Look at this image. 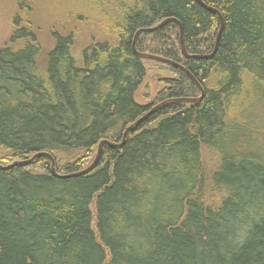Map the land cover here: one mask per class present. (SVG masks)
<instances>
[{"label":"trees","instance_id":"16d2710c","mask_svg":"<svg viewBox=\"0 0 264 264\" xmlns=\"http://www.w3.org/2000/svg\"><path fill=\"white\" fill-rule=\"evenodd\" d=\"M22 1L0 47V264H264V151L233 113L245 75L264 91V0H202L225 23L210 60L184 57L175 23L142 34L137 50L183 65L205 98L161 109L72 179L55 177L46 157L3 167L45 152L59 175L81 172L156 105L200 98L188 75L139 59L133 42L175 18L189 54L210 55L220 19L195 0H91L106 38L77 54V34L53 33L42 62ZM149 64L170 75L145 106L136 96ZM205 147L220 157L212 174Z\"/></svg>","mask_w":264,"mask_h":264},{"label":"rangeland","instance_id":"374dc122","mask_svg":"<svg viewBox=\"0 0 264 264\" xmlns=\"http://www.w3.org/2000/svg\"><path fill=\"white\" fill-rule=\"evenodd\" d=\"M19 1L0 0V47L5 46L13 34ZM90 1L88 0L87 3L82 0L22 1L26 11H30L29 16L26 17L30 18L32 27H35L42 48V62L45 61L47 53L55 44L53 33L72 31L75 35L77 34L75 48L77 54H80L90 44L91 36L98 40L106 38L108 27L104 24L105 20L101 15L103 13ZM148 67L150 69L148 77L136 96L137 102L145 106L155 103L160 91L165 87L159 81V77L170 75L167 70L157 68L153 64H149ZM244 81V88L236 101L233 113L241 118V121H250L256 127V130L251 133V140H254V145L264 151V99L261 96L264 91L263 88L260 90V85L253 82L252 77L245 75ZM203 158L206 173L212 174L219 166V155L205 147Z\"/></svg>","mask_w":264,"mask_h":264},{"label":"water","instance_id":"95a60500","mask_svg":"<svg viewBox=\"0 0 264 264\" xmlns=\"http://www.w3.org/2000/svg\"><path fill=\"white\" fill-rule=\"evenodd\" d=\"M197 3H199L202 7H204L206 10L216 14L219 19H220V31L218 33L217 36V40H216V45H215V49L213 51L212 54L210 55H191L189 54L186 45H185V41H184V29L182 24L175 18H170V19H166L163 22H161L159 25H157L156 27L153 28H148V29H141L140 31L137 32L134 42H133V51L135 53V55L144 61H148V62H154V63H160L163 65H168L171 67H174L176 69H179L181 71H183L186 75H188L190 77V79L195 82L197 84V86L200 88L201 90V97L200 98H196V99H188V98H183V99H173V100H169V101H165L163 103H160L159 105H156L151 111H149L146 115H144L142 118H140L139 120H137L134 124H132L130 127L127 128V130L124 133L123 136V141L120 144H114L111 143L110 141L104 140L99 144L98 147V153L97 156L95 158V160L93 161V163L85 170L75 173V174H71V175H59L56 171V165H55V161L53 159V157L45 152L42 153H38L36 155H34L32 158L30 159H26L24 161H19L14 163L11 166H7V167H3V169L9 170L12 169L14 167H28L31 164H33L37 159L42 158V157H46L49 158L52 162V166H51V170H52V174L60 179H72V178H77V177H81V176H85L88 175L90 173H92L97 166L100 163L101 157H102V153H103V149L105 146H108L110 148L113 149H121L127 141V137L130 133L136 132L137 129L139 128V126L141 124H143L144 122H146L150 117H152L155 113H157L158 111H160L161 109L165 108L168 105H172V104H189V105H194V104H199L201 103L204 98H205V91L202 87V85L199 83V81L188 71V69H186L183 65L174 62L172 60L157 56V55H152V54H148V53H141L137 50V42L139 37L142 34H153L161 29H163L164 27H166L167 25L171 24V23H175L180 27V45H181V49H182V53L184 55V57L188 60H210L212 59L218 49H219V44H220V40L225 28V23H224V19L222 14L217 10V9H213L208 7L207 5L204 4V2L202 0H195Z\"/></svg>","mask_w":264,"mask_h":264}]
</instances>
